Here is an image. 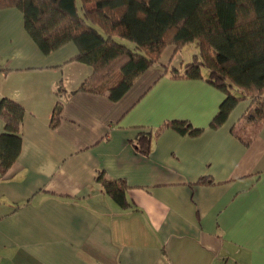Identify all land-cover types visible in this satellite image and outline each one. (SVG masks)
<instances>
[{
	"label": "crops",
	"instance_id": "0c3cea01",
	"mask_svg": "<svg viewBox=\"0 0 264 264\" xmlns=\"http://www.w3.org/2000/svg\"><path fill=\"white\" fill-rule=\"evenodd\" d=\"M78 52L70 41L44 53L23 13L0 9V100L25 109L21 152L0 173V262L264 264V122L248 144L234 132L252 100L212 128L226 94L165 72L183 66L174 46L117 101L74 91L92 72L73 59ZM61 85L67 92H57ZM172 119L204 130L164 127L155 137ZM4 124L0 117V134ZM141 132L152 134L149 154L136 146ZM100 169L127 181L133 206L103 190ZM202 177L213 183L197 184Z\"/></svg>",
	"mask_w": 264,
	"mask_h": 264
},
{
	"label": "trees",
	"instance_id": "16d2710c",
	"mask_svg": "<svg viewBox=\"0 0 264 264\" xmlns=\"http://www.w3.org/2000/svg\"><path fill=\"white\" fill-rule=\"evenodd\" d=\"M16 7L24 15L25 28L44 53L73 41L79 48L73 58L92 67L77 90L104 94L119 100L149 67L161 63L165 49L175 53L199 40L200 54L182 67L167 64L175 78L205 79L226 97L210 126L218 128L242 100L252 103L234 132L247 144L264 122V0H0V9ZM205 69L207 74L205 73ZM67 92L63 85L57 91ZM69 93H66V96ZM63 105L55 108L52 127L62 117ZM24 107L3 97L0 117V173L4 175L22 147ZM182 134L199 135L204 128L185 119L160 126ZM251 127V131H248ZM242 134L248 135L247 140ZM152 134L141 132L137 148L151 151ZM96 182L120 206H133L125 179H108L100 169ZM202 177L197 184H211Z\"/></svg>",
	"mask_w": 264,
	"mask_h": 264
},
{
	"label": "rangeland",
	"instance_id": "374dc122",
	"mask_svg": "<svg viewBox=\"0 0 264 264\" xmlns=\"http://www.w3.org/2000/svg\"><path fill=\"white\" fill-rule=\"evenodd\" d=\"M200 42L195 40L187 43L181 50H179L174 57V64L185 65L193 61L195 55L200 54ZM206 71V69H205ZM207 73V71L205 72Z\"/></svg>",
	"mask_w": 264,
	"mask_h": 264
},
{
	"label": "built area",
	"instance_id": "2783aa9c",
	"mask_svg": "<svg viewBox=\"0 0 264 264\" xmlns=\"http://www.w3.org/2000/svg\"><path fill=\"white\" fill-rule=\"evenodd\" d=\"M0 264H3L2 262H0Z\"/></svg>",
	"mask_w": 264,
	"mask_h": 264
}]
</instances>
